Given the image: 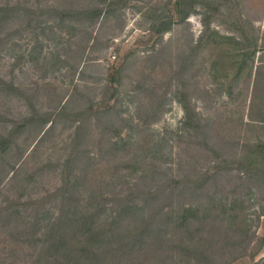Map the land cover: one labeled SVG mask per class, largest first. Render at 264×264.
I'll use <instances>...</instances> for the list:
<instances>
[{
  "label": "rangeland",
  "instance_id": "374dc122",
  "mask_svg": "<svg viewBox=\"0 0 264 264\" xmlns=\"http://www.w3.org/2000/svg\"><path fill=\"white\" fill-rule=\"evenodd\" d=\"M94 210L120 264L264 263V0H0V264Z\"/></svg>",
  "mask_w": 264,
  "mask_h": 264
},
{
  "label": "trees",
  "instance_id": "16d2710c",
  "mask_svg": "<svg viewBox=\"0 0 264 264\" xmlns=\"http://www.w3.org/2000/svg\"><path fill=\"white\" fill-rule=\"evenodd\" d=\"M128 207L139 208L137 205H128ZM190 209L191 206H186L184 208L185 211ZM98 215L99 212L94 210V212H89V214L84 213L76 219L84 223L83 229L80 232V236L83 237L78 238L76 242L72 243L62 235H59L53 240L51 247L55 252V255H58L61 259L66 258V261L59 262L60 264H120L119 260L116 258L119 255L113 251V246H110V237L103 238L107 231L99 230L97 229L98 226L96 228L94 226ZM88 217L90 218V221L87 220ZM141 241L142 238L140 233L139 237L133 238L131 247H134L137 242L141 243ZM68 258H70L72 262L67 261Z\"/></svg>",
  "mask_w": 264,
  "mask_h": 264
}]
</instances>
